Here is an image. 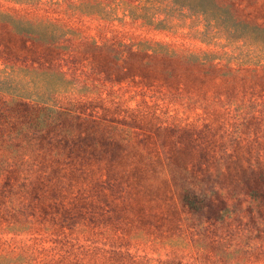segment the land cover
I'll list each match as a JSON object with an SVG mask.
<instances>
[{
  "label": "trees",
  "instance_id": "1",
  "mask_svg": "<svg viewBox=\"0 0 264 264\" xmlns=\"http://www.w3.org/2000/svg\"><path fill=\"white\" fill-rule=\"evenodd\" d=\"M166 2L205 31L157 20ZM0 64V264H258L197 234L194 263L173 255L189 245L175 233L251 204L264 224V0H0ZM96 83L157 91L194 118L146 100L107 116L113 91L77 96ZM17 235L64 248L34 258ZM142 240L171 257L121 250ZM79 247L99 260L80 262Z\"/></svg>",
  "mask_w": 264,
  "mask_h": 264
},
{
  "label": "rangeland",
  "instance_id": "2",
  "mask_svg": "<svg viewBox=\"0 0 264 264\" xmlns=\"http://www.w3.org/2000/svg\"><path fill=\"white\" fill-rule=\"evenodd\" d=\"M42 2H58L60 0H41ZM167 7L170 9L167 15H164L162 12H159L157 20H165L166 24L170 26L172 29L176 30L180 33H189L192 30H199L205 31L203 27V23H199L196 21V18L193 17L187 10L181 9L178 7H174L170 2H166ZM109 11L115 10V13L122 17L123 11L120 8H116V5L112 4L108 8ZM0 68L3 66L0 64ZM2 76L0 77V80ZM80 80L76 79L75 82H79ZM85 81V80H84ZM97 84V83H96ZM96 90H92L87 86L82 88H78L77 96L79 98H94L97 95H102L106 97L107 94L113 91V94L110 96L111 99H115L118 105L110 109L107 116L117 117L123 115V110L126 108H137L138 103L140 101L146 100L151 102L155 105V108L158 109L160 112L165 114H178L180 113L181 124L184 126L188 124L194 116H192V112H187L185 114H181V106L174 105V104H167L165 101H162L158 98H162L161 94L157 91H150L146 94H136L134 89L129 88L124 85H111V84H103L99 86ZM178 112V113H177ZM201 127H198L197 132H199ZM247 204L244 205V209L247 208ZM218 225H214L213 227L208 228L207 230H195L190 232H177L175 233L173 229V225H175V221H170L167 225L172 228L171 232H174L177 236H185V243L189 244L186 246L185 250L176 249L174 250L173 256L180 259L182 256H187L186 261L189 263L195 262V252L196 249L191 246L190 238L192 237L191 234L195 238H197L194 234H197L199 237L204 239L201 242V246L205 248V251L209 252H217V250H225L228 247V244H231V249L236 246L238 251L235 253L236 256H249V258H255L258 260V264H264V224L259 218L257 214V209L255 204L250 205L249 210H245L242 212H235L234 214L230 215L229 218L225 220V222L217 223ZM192 226L191 221L185 222L182 225L183 230H186L187 227ZM187 233V234H186ZM7 238L13 237V235H6ZM16 240L20 239H29L30 246L27 248V251L34 256V258H45V260H54L58 256V249L63 247L62 243L58 242V238L53 237L50 240H40V237L30 236V235H17L15 236ZM36 239L35 242H32L33 239ZM223 239L224 243L222 246L220 245H212V240L215 239ZM143 245L141 247L134 246L132 243H128L126 246L132 247H123L121 250L127 251L130 253H138V254H145L147 252L148 256L153 259H168L169 250H165L162 248V245H154L149 244L148 248L145 247V240H142ZM83 242H81L82 244ZM97 247L103 248L102 244H96ZM107 248V247H104ZM91 251V250H90ZM74 254L80 262H84L85 260H93L96 262L100 258V250H93L92 254L89 257L84 256L85 251L83 252L82 248H74ZM95 255V256H94ZM117 259H121L117 257ZM130 261V260H127ZM92 262V261H90ZM246 261L242 262L244 264ZM154 264V263H153ZM254 264V263H253Z\"/></svg>",
  "mask_w": 264,
  "mask_h": 264
}]
</instances>
